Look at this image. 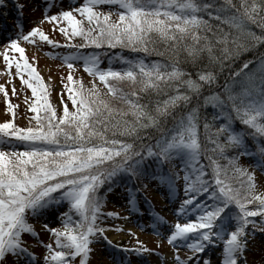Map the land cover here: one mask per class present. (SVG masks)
<instances>
[{
	"label": "snow or ice",
	"instance_id": "snow-or-ice-1",
	"mask_svg": "<svg viewBox=\"0 0 264 264\" xmlns=\"http://www.w3.org/2000/svg\"><path fill=\"white\" fill-rule=\"evenodd\" d=\"M65 2L37 0L41 15L25 30L26 5L17 0L12 34L0 40L6 83L15 75L30 89L24 102L32 113L26 125L16 123L17 105L0 84L8 116L0 122V264H89L100 242L161 257L131 228V245L106 235L124 231L106 219L131 216L147 217L137 227L160 237L157 248L171 246L166 264H250V245L264 236V193L239 157L251 150L248 137L264 138V53L259 83L256 73H244L251 60L233 67L241 52L264 45V0H76L66 8ZM6 6L0 0V9ZM22 41L74 49L63 56L68 72L61 74L65 95L58 92V105ZM152 53L167 59H147ZM77 67L92 77L90 87L74 75ZM209 106L211 114L201 112ZM254 151L264 184V142ZM149 185L172 203L174 222L141 207V200L151 206ZM117 187L123 217L103 211ZM37 222L49 242L40 239Z\"/></svg>",
	"mask_w": 264,
	"mask_h": 264
},
{
	"label": "rangeland",
	"instance_id": "rangeland-1",
	"mask_svg": "<svg viewBox=\"0 0 264 264\" xmlns=\"http://www.w3.org/2000/svg\"><path fill=\"white\" fill-rule=\"evenodd\" d=\"M26 4V9H27V14H28V18H27V22L30 23H34L36 21L37 18H39V16H36V18H34L35 16L33 15V11L30 10L32 9V6H34L36 4V0H26L25 2ZM31 6V7H30ZM1 11H3L4 13H6V16L3 18H0L3 22L2 26H6L8 27V23L10 22V17L11 15L10 13V8L9 6L5 7V9H1ZM16 15V14H15ZM14 15V16H15ZM17 16V15H16ZM15 18V17H12ZM46 23V22H44ZM43 24V23H42ZM30 25V24H29ZM49 24H46L45 27H49ZM31 26V25H30ZM0 27V34L2 33ZM5 34V33H4ZM10 35V34H9ZM5 37L7 36H0V40H3ZM52 47H49L48 50L51 51ZM29 51V55L31 57V59L33 60V62L35 63V65L37 66L39 72L43 75V79L46 80L49 78H51L49 81L52 82V86H51V90L53 93V98H55V100H57V94L58 92H60V86L58 83V78H62L61 74H63L65 76L66 72H67V66L65 65H61L60 64V56L54 57L49 55L48 53H46L45 49H39L38 47H29L28 50H26V52ZM34 57V59H33ZM252 63H250L248 65L247 69H244V73L247 74L249 72H251L252 70H258L260 68L259 65H257L258 63H260L261 59L260 57L255 58L254 60H251ZM5 66L3 65L2 60H0V84H5V87H8L10 89V91H12V85L7 84L6 82L9 80V75L5 74L4 71ZM79 68V67H78ZM14 67H12L11 72L14 73ZM243 78V77H242ZM15 84V89L16 92L18 93V100H23V93L20 89V85H19V80L15 78L14 75H11V84ZM2 111H0V122H2L4 119L1 117ZM20 123L23 124V118L20 119ZM260 177L261 174L257 173L255 174V179L257 181V191L264 193V184H262L260 182ZM151 186V185H150ZM149 197L152 198L153 201V205L155 206L156 212H160L162 213L166 219L168 221H175L176 217L173 215L172 212V203L170 201H165L164 197L158 193H155L154 190L152 189V186L150 187L149 190ZM120 204L123 206V209L120 210L118 213H120L121 217L124 216L125 214V209H124V194H122V198L119 199ZM117 206V204H116ZM143 209L147 210V211H152L151 208L148 207H144L142 206ZM50 221V226H52L53 224H57L58 222H51V218H48ZM143 219L145 221V223L147 222V217H140V219L137 216H131L129 217V219L126 221L123 218L116 220L113 218L114 221V226L115 227H119L124 229V231H120V232H116L114 230H109L106 235L115 243V244H120L121 242H127L129 241L130 243L134 242L133 237L128 235L127 229L131 228L132 231L136 232L137 236L136 238H138L139 240L143 241L145 245L149 246V247H154L156 248V250L160 253H162L161 257H157L155 254H153L152 252H145L143 253V256L135 254V253H129L127 257H125L123 254L121 255V253L118 249L100 242V243H96L92 245L93 251L91 253V260L90 263L91 264H111L109 261L105 262L104 259L105 257H109V260H115V256H117V254L120 256L119 262H121L122 260L124 261V264H166L165 259L163 258L164 255L170 253L171 251V246L169 244L162 243L160 245L159 248L156 247V242L160 239V237H158L157 235H155L153 233V231H151L150 228H140L137 227V224L139 223V221ZM37 228L40 229L41 225L38 222ZM42 230V229H41ZM250 246H252L254 249L253 251L249 252V261L252 264V262H255V264H259L260 258L262 256H264V239L261 242V239L258 237L257 240H255ZM34 251V250H33ZM184 249H181V254H184ZM207 255H213V249L209 248L207 251ZM112 256V257H111ZM117 262V263H119ZM120 264V263H119Z\"/></svg>",
	"mask_w": 264,
	"mask_h": 264
},
{
	"label": "trees",
	"instance_id": "trees-1",
	"mask_svg": "<svg viewBox=\"0 0 264 264\" xmlns=\"http://www.w3.org/2000/svg\"><path fill=\"white\" fill-rule=\"evenodd\" d=\"M20 2L25 3L24 0H20ZM102 10L109 11L110 9H109V6L108 5H103L102 6ZM24 11H26V10H24ZM113 15H115V13H113ZM29 24L32 26V23L27 22L26 23L27 27H26L25 30H27L30 27ZM46 24H49V23L48 22L43 23V24H41V27H43L44 30L46 32H48V34L50 35V37L52 39H55V40L60 41L61 42V45H63V43H64V37L58 31L51 30L50 24L48 25L49 27H45ZM76 42L77 43H80L81 41L79 40V38H77ZM158 47L161 50L164 49L163 44H159ZM65 48L67 49V51L69 50V52L74 51V49H72V48H68V47H65ZM65 48H63V50H65ZM81 51L82 52L83 51H92V49L91 48H87V49H84V50H81ZM124 51H125V55H128L129 54L127 52V50H124ZM262 53H264V45H255L253 48H249V49L241 52L239 54L238 59H236L235 62H234L233 70H235V67H238L245 60H254L255 58H258V57H260V59H261ZM27 57L29 58V61L31 63H34L29 54H27ZM147 59H149V60H156V59L163 60V59H167V57H158L156 53H152V54H150L147 57ZM206 60H207V54L205 53V61ZM260 63H261V61H260ZM260 63H258L257 65L260 66ZM107 64H108V61L105 60L104 61V64L102 66H106ZM112 66L113 67H120L119 63H117L116 61H113L112 62ZM35 67H36L37 71L39 72V70H38V68H37L36 65H35ZM189 67H191V66L189 65ZM67 72H68V69H67ZM67 72L65 74V77L67 75ZM251 72L257 74V83H259V72H260V68L258 70H256V71L255 70H252ZM24 75H25V78H27V73H25ZM40 75H41V77L43 79V75L41 73H40ZM74 75L76 77H80L81 78L82 83H83V85L85 87H90V81L92 80V77L91 76H88V75L84 74L80 70V68H77L76 69ZM15 78L19 80V85H20L19 87H20V89H21V91L23 93V96H24L23 97V100H20L19 101L18 100L19 99L18 98V95L17 94L16 95L12 94V91H10V89L8 87H6V88L9 91V100L13 104H16L17 105V108L15 109L16 113L18 114L17 115V119H16V123H18V124H20V125L23 126V125H26L27 124V121H25V123L22 124V123H20V119L21 118H24L25 115H27V116H31L32 115V113L27 109V106H26V104L24 102V98L25 97H31V91H30V89L27 88L26 85H23L22 86L21 80H20L19 77L15 76ZM61 79L62 78H58V83H59V86H60V92L59 93L61 95H65V93L63 91H61V89H62ZM221 79L223 80V77H221ZM44 82H45L46 85H50V87L48 89H46L49 92L50 101L53 104H57V100H55V98H53L54 95H53L52 90H51L52 82L49 81L48 79L44 80ZM96 83L99 84L98 81ZM11 85H14L15 86V84H13V83ZM124 87L127 89V85H124ZM101 91H104V89L101 88ZM205 94H207V93H205ZM201 103H202V101H201ZM69 107H71L70 103H69ZM0 111H2V113H3V114H1V117L3 119L8 118V116L5 114V103H4V96H3L2 93H0ZM201 112H207L208 114H211L213 112V109L210 106L209 107H206V108L202 107L201 108ZM235 125L238 128L245 127L244 125L240 124L239 121H236L235 122ZM261 142H264V138H260L259 140H254L251 137H248L247 138V143L251 146V150L248 153H246V154L240 155V157H239L240 164L244 165L248 169V171H251L254 174H255V172H258V173L262 174L260 167L255 163L259 159V157H258V155L254 151V149L256 148L257 144L258 143H261ZM150 187L151 186L149 185V188L146 190V194L147 195L149 194ZM256 189H257V183H256ZM122 194H124V193H123V191H122V189L120 187H117L112 192L108 193L107 194V203H106L103 211L107 212V211L110 210V211H114V212H119V210H121L123 208L120 205V202H119V199L122 198ZM148 197H149V195H148ZM149 199L152 200V198H150V197H149ZM143 203L144 202L141 200V207H142ZM116 204H117V206H116ZM105 223L114 225L113 218L106 219ZM36 225H37V223H36ZM56 226H60V224H58ZM38 231L40 232V239L44 240L45 243L49 242L48 241V233H45L42 230H38ZM29 243H34V241H32L29 238ZM131 244L132 243H130L129 241L122 243V245H131ZM33 249L37 253L43 251V249L38 244ZM107 260H108V258L105 257L104 261L107 262ZM89 264H91V263L89 262Z\"/></svg>",
	"mask_w": 264,
	"mask_h": 264
}]
</instances>
